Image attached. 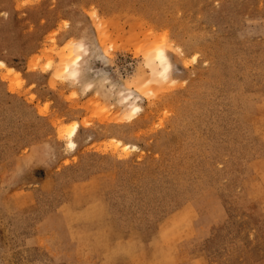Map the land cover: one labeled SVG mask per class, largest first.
<instances>
[{
  "label": "rangeland",
  "instance_id": "rangeland-1",
  "mask_svg": "<svg viewBox=\"0 0 264 264\" xmlns=\"http://www.w3.org/2000/svg\"><path fill=\"white\" fill-rule=\"evenodd\" d=\"M0 60V264H264V0H0Z\"/></svg>",
  "mask_w": 264,
  "mask_h": 264
},
{
  "label": "bare ground",
  "instance_id": "bare-ground-1",
  "mask_svg": "<svg viewBox=\"0 0 264 264\" xmlns=\"http://www.w3.org/2000/svg\"><path fill=\"white\" fill-rule=\"evenodd\" d=\"M82 48V47H81ZM80 48V49H81ZM68 58V59H67ZM67 58H64L63 60H66V61H64L65 63L63 64V67H64V69L66 70V72L67 71H69V72H71L70 73V75L71 74H75L76 72H77V70H75V67L77 68V66H78V64H79V62L81 61V59H80V57H78L77 56V58H75L74 60H72L71 62H70V60H71V58H73V56L71 55V53H70V57H67ZM157 63L159 62V64H160V66L162 67L161 69V73H160V75L159 76H161L162 78H164V79H167L168 77H169V75H170V72H171V68H172V65H171V62H170V60H169V58H168V56L165 54V52L163 51V50H159L158 51V53H157ZM0 66L2 67V68H5L7 71H9V72H16L15 71V69H13V68H10V67H8L7 66V64L5 63V62H3V61H1L0 60ZM61 66H62V64H61ZM61 69V68H60ZM68 72V73H69ZM78 73V72H77ZM76 73V74H77ZM75 74V75H76ZM8 75H11L10 73L8 74ZM170 78V77H169ZM168 78V79H169ZM133 97V96H132ZM132 97L131 96H128L127 95V97L126 98H124V101H126V103L129 101V100H131L132 99ZM135 99V98H134ZM123 100V99H122ZM132 101V100H131ZM134 101V100H133ZM124 103V102H123ZM132 102H130V106H131V110H130V112L129 113H127V117L130 119V118H132L133 116H136L139 112H141V107L139 106V105H137L136 103H132ZM127 118V119H128ZM77 131H78V126H75L74 128H72V129H64L62 132H63V134H67L68 135V138H69V141H68V145H69V147L71 148V149H74L75 147H76V143L74 142V137L76 136V134H77ZM121 143V142H120ZM118 144V143H117ZM68 147V146H67ZM121 147V146H120ZM118 148H119V146H118ZM138 147H136V146H130V145H127L126 146V149L125 150H127V149H134V150H136ZM140 149V148H139ZM138 149V150H139ZM75 150V149H74ZM137 150V151H138ZM119 151V150H118ZM128 154V153H127ZM126 157V156H125Z\"/></svg>",
  "mask_w": 264,
  "mask_h": 264
}]
</instances>
